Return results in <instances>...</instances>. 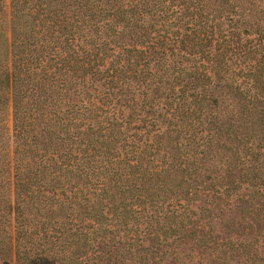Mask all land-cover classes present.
I'll list each match as a JSON object with an SVG mask.
<instances>
[{
    "label": "trees",
    "instance_id": "16d2710c",
    "mask_svg": "<svg viewBox=\"0 0 264 264\" xmlns=\"http://www.w3.org/2000/svg\"><path fill=\"white\" fill-rule=\"evenodd\" d=\"M0 264H264V0H0Z\"/></svg>",
    "mask_w": 264,
    "mask_h": 264
},
{
    "label": "rangeland",
    "instance_id": "374dc122",
    "mask_svg": "<svg viewBox=\"0 0 264 264\" xmlns=\"http://www.w3.org/2000/svg\"><path fill=\"white\" fill-rule=\"evenodd\" d=\"M7 8V7H6ZM6 10V9H5ZM8 20V15L5 16V20ZM5 114H6V118H7V125L8 127L10 128L11 126V109H10V106L7 105L6 108H5ZM9 139V138H8ZM10 140V139H9ZM10 144V142H9ZM3 229H5L6 231H8V233H10V225H8L7 223L3 224L2 225Z\"/></svg>",
    "mask_w": 264,
    "mask_h": 264
}]
</instances>
